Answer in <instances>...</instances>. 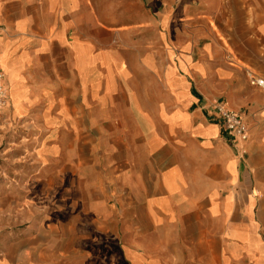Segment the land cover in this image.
Here are the masks:
<instances>
[{
    "label": "crops",
    "instance_id": "crops-1",
    "mask_svg": "<svg viewBox=\"0 0 264 264\" xmlns=\"http://www.w3.org/2000/svg\"><path fill=\"white\" fill-rule=\"evenodd\" d=\"M0 69L2 122L34 130L61 219L48 264H98L99 243L127 264H264V0H0ZM0 264H23L21 239Z\"/></svg>",
    "mask_w": 264,
    "mask_h": 264
},
{
    "label": "rangeland",
    "instance_id": "rangeland-1",
    "mask_svg": "<svg viewBox=\"0 0 264 264\" xmlns=\"http://www.w3.org/2000/svg\"><path fill=\"white\" fill-rule=\"evenodd\" d=\"M4 111L0 115V262L6 247L21 239L23 264L37 261L48 264L52 259L46 231L48 225L61 219L52 217L53 196L47 193L45 173L39 172V140L29 124L13 120L3 123ZM87 219L84 223L91 230L93 226ZM89 246L91 253L97 255L98 264H127L113 246L105 247L102 243Z\"/></svg>",
    "mask_w": 264,
    "mask_h": 264
},
{
    "label": "built area",
    "instance_id": "built-area-1",
    "mask_svg": "<svg viewBox=\"0 0 264 264\" xmlns=\"http://www.w3.org/2000/svg\"><path fill=\"white\" fill-rule=\"evenodd\" d=\"M250 83L252 86L259 87L264 91V78L249 74ZM8 92L5 86V75L0 69V115L8 106ZM212 115L216 116L221 122L224 132L229 135L232 140L245 142L249 138V127L243 116L232 110H229L225 103L218 101L212 107Z\"/></svg>",
    "mask_w": 264,
    "mask_h": 264
}]
</instances>
